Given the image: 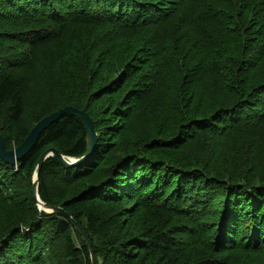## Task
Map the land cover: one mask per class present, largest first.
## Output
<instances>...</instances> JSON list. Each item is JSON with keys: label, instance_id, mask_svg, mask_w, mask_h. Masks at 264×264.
<instances>
[{"label": "trees", "instance_id": "1", "mask_svg": "<svg viewBox=\"0 0 264 264\" xmlns=\"http://www.w3.org/2000/svg\"><path fill=\"white\" fill-rule=\"evenodd\" d=\"M97 28L110 34L111 39H103L108 43L119 41L124 34L138 35L131 40L138 43L135 58L141 66L156 62L157 68L168 70L181 60L193 62L192 68L183 69L184 77H193L197 82L207 74L212 82L222 85V94L231 93L218 116L211 119V131L207 132L219 138L239 137L264 132V68L262 72L258 70L264 63V0H49L32 6L31 2L25 6L23 0H0V135L7 149L19 147L39 121L67 106L84 110L93 119L98 134L93 157L82 166L69 169L55 157L47 159L40 175L39 195L44 203L64 208L83 228L92 244L96 264H233V258L241 255L260 257V264H264V214L260 210H264V204L255 196L250 194L249 199L259 207L248 212L246 208H237V216L230 213L214 242L207 238L199 242L209 232L203 221L207 215L198 216L192 228L191 207L179 213L172 208L177 206L176 200L172 207L154 200L159 190L165 196L178 181H183L181 187L184 180L194 177L184 178L178 169L181 167L175 166L179 162L149 155L179 152L188 147L195 138L183 133L186 125L178 137L161 136L146 142L141 146L142 153L136 152L142 155L140 158L114 162L107 169L116 148L115 138L130 115L133 95L120 107L102 111L95 107L91 113L92 101L100 102L102 97L93 94L91 100L84 101L80 95L69 94L75 88L70 82L69 92L59 89L66 88L62 84L61 59L70 55L72 45L82 35ZM17 42L20 48H16ZM108 90L106 95L115 96L116 92ZM87 148L84 123L67 115L43 133L31 152L16 165L0 159V174L8 179V174L16 171L14 176L30 181L46 151L56 149L79 159ZM204 178L217 181L220 177ZM17 182L13 181L12 189L0 195V201L7 205L0 202L7 209L3 211L5 220L16 224V229L6 237L7 248L29 240L31 249L37 252L25 259L21 258L25 252L20 256L12 251L9 264H63L54 259L55 249L46 242L51 236L61 239L67 264H92L86 242L69 219L39 212L33 182L34 206L28 211L15 209ZM147 187L154 194L141 205L138 192ZM110 205H123L124 220L143 213L149 226L139 234L128 232L127 224L121 223V215L109 214L106 207ZM173 219L177 231L169 227ZM179 229L180 234L191 233L192 243L182 242L177 235ZM73 233L82 245H76Z\"/></svg>", "mask_w": 264, "mask_h": 264}, {"label": "rangeland", "instance_id": "2", "mask_svg": "<svg viewBox=\"0 0 264 264\" xmlns=\"http://www.w3.org/2000/svg\"><path fill=\"white\" fill-rule=\"evenodd\" d=\"M42 1L49 2V0H23V4L27 6V3L31 2L32 6ZM134 36L139 38L138 35L124 34L119 41L114 38L116 42L113 43L111 40V43H108L103 41V39H111L108 32L99 30V28L88 30L72 45L70 55L61 59L60 70L64 73L62 84L66 88L59 87V89L71 90L70 82L75 84V88L73 92L68 91L69 94L80 95L84 101L91 100L93 94L99 98L102 97L100 102L92 101L93 105L89 108L91 113L95 112L93 111L95 107L100 111L120 107L129 96L133 95L130 115L124 120L123 128L115 138L116 148L109 159L107 169L114 162L126 163L136 157L140 158L142 155L138 153H142L141 146L146 142L161 136L178 137L182 127L186 125L183 133H188L191 138H195L190 141L192 143L188 147L186 146L179 152H151L149 155L158 159L183 162L182 165L179 163L175 165L181 167L178 168L182 171L181 175L184 174V178L191 175L194 177L184 180L181 187L180 183L183 181H178L176 183L178 187L168 191L165 196L162 190H159L154 200L167 203L166 206L171 207L176 200L177 206L172 208L179 213H185L183 208L191 207L189 210L191 211L190 227L192 228L196 225L198 216L203 213L207 215L203 221H206L209 232L207 237L203 236L205 239L199 242L207 241L206 238L214 242L230 213L232 216L233 214L237 216L239 213L237 208H246L248 212L259 207L254 200L250 201V194L264 204V194L261 193V191L264 192V132L230 138H219L215 133L207 132V130L211 131L209 128L211 119L218 116L219 110L231 93L222 94V90L224 91L222 85L216 81L212 82L207 74H204L197 82L193 80V77H184L183 69L192 68L194 65L186 59L179 61L168 70L157 68L156 62L150 66H141L135 58L137 56L135 47L138 43L131 40ZM15 46L16 48L21 47L19 42ZM114 58L117 60L115 61ZM263 68L264 63L258 68L259 72H262ZM161 70L160 74L153 75ZM257 76H259L257 80H260V75ZM252 80L251 78L250 82ZM107 88L116 92L115 96L106 95L110 93L109 90L106 91ZM112 119H117V117L113 116ZM192 120L196 122L189 125ZM194 171H203L207 175ZM15 172L9 173L8 179H3L4 173L0 174V195L5 194L8 188L11 190V183L17 180L19 187L17 194L13 196L14 199H18V201L14 200L18 203L15 209L28 211L34 206V203L32 204V182L35 176L28 181L24 177L14 176ZM213 175L220 178L217 181H207L204 178ZM152 190L148 187L140 188L138 194L141 205L149 201L150 196L153 197ZM1 203L7 206L4 202ZM106 208L110 215H121V223L127 224V231L130 233L139 234L140 230L149 226L145 215L141 212L132 218L128 216L124 220L122 218L125 211L123 205H110ZM38 209L43 214V211ZM260 210L264 214V210L261 208ZM3 211L7 212V209L0 205V241H2L0 243V264L11 262L14 253L12 251L20 256H23L25 252L26 255L21 257L25 259L30 258L32 254L35 255L37 250L31 249L29 240L12 243L7 248L9 242L7 243L6 237L16 229V224L7 222L8 218L5 220ZM175 218L179 220V217ZM45 225L50 228L48 223ZM84 225H87L86 221ZM171 226L177 231L178 227L174 219L170 220L169 227ZM177 235H180L183 243H192L194 240L191 233L190 235L183 232L180 234V229ZM73 237L76 245H82L77 234L73 233ZM43 240L45 242L44 238ZM46 242L52 246V249H55L54 259H59L63 264L69 263L63 258L61 239L56 240L51 236ZM25 261L28 262V260ZM232 262L233 264H260L263 260L260 257L241 255L235 256Z\"/></svg>", "mask_w": 264, "mask_h": 264}, {"label": "water", "instance_id": "3", "mask_svg": "<svg viewBox=\"0 0 264 264\" xmlns=\"http://www.w3.org/2000/svg\"><path fill=\"white\" fill-rule=\"evenodd\" d=\"M74 116L81 120L85 127L87 133L88 148L86 154L82 158H72L67 157L63 154H60L56 149H50L46 151L38 161L37 171L35 173L33 181V197L36 204L39 208L45 212L47 215L59 214L67 219L74 226V228L80 233L84 241L86 242L87 247L91 253L92 264H96L95 254L92 248V244L83 230V228L76 222V220L69 214L64 208L51 206L44 203L41 200L39 195V185H40V175L43 168V165L47 159L50 157H55L56 160L63 165L65 168H75L82 166L84 163L88 162L94 155L97 143H98V134L95 129V125L92 117L84 110H80L73 106H67L62 108L52 114L48 115L41 121H39L31 130L30 134L24 140V142L17 148L8 150L6 144L3 140L2 135H0V159L10 165H16L20 160L26 157L34 146L37 144L39 138L43 133L48 131L52 126L58 123L65 116Z\"/></svg>", "mask_w": 264, "mask_h": 264}]
</instances>
